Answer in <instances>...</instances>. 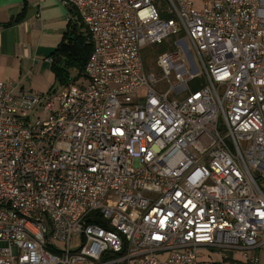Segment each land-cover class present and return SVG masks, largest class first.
<instances>
[{"label":"built area","instance_id":"obj_1","mask_svg":"<svg viewBox=\"0 0 264 264\" xmlns=\"http://www.w3.org/2000/svg\"><path fill=\"white\" fill-rule=\"evenodd\" d=\"M58 1L93 48L61 90L0 82V264H257L264 0Z\"/></svg>","mask_w":264,"mask_h":264},{"label":"crops","instance_id":"obj_2","mask_svg":"<svg viewBox=\"0 0 264 264\" xmlns=\"http://www.w3.org/2000/svg\"><path fill=\"white\" fill-rule=\"evenodd\" d=\"M68 15L58 0H0V82L8 90L43 94L54 86L50 54Z\"/></svg>","mask_w":264,"mask_h":264},{"label":"trees","instance_id":"obj_3","mask_svg":"<svg viewBox=\"0 0 264 264\" xmlns=\"http://www.w3.org/2000/svg\"><path fill=\"white\" fill-rule=\"evenodd\" d=\"M10 24L11 22L5 26H10ZM92 48L93 45L83 25L77 20L69 21L62 41L50 54V70L54 76V84L65 87L80 80L83 77V70ZM165 49L164 45H160L157 47V52H163ZM70 71H75L77 74L74 81L70 78ZM52 88L51 90H53Z\"/></svg>","mask_w":264,"mask_h":264},{"label":"rangeland","instance_id":"obj_4","mask_svg":"<svg viewBox=\"0 0 264 264\" xmlns=\"http://www.w3.org/2000/svg\"><path fill=\"white\" fill-rule=\"evenodd\" d=\"M198 9H199V7H198ZM157 10H158V12H160V10L165 11V9L164 8H161L160 6H157ZM186 43H187L188 51L189 52L184 51V53H182V56L186 60V62L188 64L190 63L193 66L194 73L197 74V75L202 76L203 71H202V68H201V66L199 64V61L197 60V57H196L195 53L192 51V49H190L191 47H190L189 43L187 41H186ZM164 46L167 47L165 44H164ZM144 59H145L146 68L147 69H150V67H151V61L149 59V52L148 51H146L144 53ZM154 74H155V76H156L157 79H160L161 78V75L158 72H154ZM76 75L77 74H76L75 71H70V78H71V80L74 81V79L76 78ZM53 85H54V87L52 89L53 90H57V91L58 90H61L64 87V86H61V85H56L54 83H53ZM167 89H168V85H164L163 83H160L158 85V90H162L163 92H165ZM49 91H51V89ZM56 245H57V247L59 249H62L63 248V245L60 244V243H57ZM77 245H78V242L73 243V244H71V248H76ZM255 257H257V264H264V247H262L261 249H258L257 251H255ZM235 258H237L238 260H241V258H240L239 255H236ZM211 260L212 261L218 260V257L217 256H214V257H212Z\"/></svg>","mask_w":264,"mask_h":264}]
</instances>
